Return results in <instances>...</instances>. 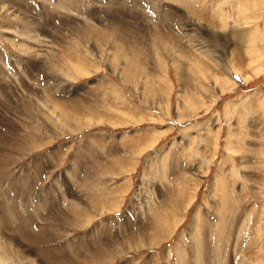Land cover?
Wrapping results in <instances>:
<instances>
[{"label":"rangeland","instance_id":"1","mask_svg":"<svg viewBox=\"0 0 264 264\" xmlns=\"http://www.w3.org/2000/svg\"><path fill=\"white\" fill-rule=\"evenodd\" d=\"M0 86V264H264V0H0Z\"/></svg>","mask_w":264,"mask_h":264},{"label":"bare ground","instance_id":"2","mask_svg":"<svg viewBox=\"0 0 264 264\" xmlns=\"http://www.w3.org/2000/svg\"><path fill=\"white\" fill-rule=\"evenodd\" d=\"M70 5V4H69ZM47 11V10H46ZM50 13V12H49ZM50 26V25H49ZM49 61V60H48ZM51 65V64H50ZM67 66V65H66ZM73 66V65H72ZM1 87V86H0ZM13 93V92H12ZM25 104V103H24ZM3 119V118H2ZM163 179V178H162ZM23 212V211H22ZM202 229V228H201ZM207 233V232H206ZM232 241V240H231ZM205 247V246H204ZM2 248H3V246H2ZM58 250V249H57ZM199 250V249H198ZM0 251H1V249H0ZM3 254V253H2ZM2 257V256H1ZM9 258H10V256H9ZM11 259V258H10ZM6 263V262H5ZM11 263V262H10Z\"/></svg>","mask_w":264,"mask_h":264}]
</instances>
